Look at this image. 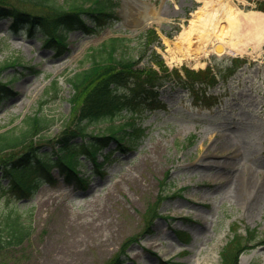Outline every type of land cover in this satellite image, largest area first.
<instances>
[{"label":"rangeland","instance_id":"1","mask_svg":"<svg viewBox=\"0 0 264 264\" xmlns=\"http://www.w3.org/2000/svg\"><path fill=\"white\" fill-rule=\"evenodd\" d=\"M112 1L118 18L94 34L69 32L61 53L45 43L40 29L22 25L15 30L12 19L0 20V68L10 62L0 81L12 90L0 103V131L21 133L26 116L47 114L52 118L48 127L30 137L40 151L54 155L52 145L74 122L67 78L90 65L91 45L115 36L127 38L118 57L142 55L134 67L141 83L155 73L159 84L151 81L148 90H159L161 104L137 117V124L145 127L137 141L131 138L123 148L114 141L104 148L115 150L102 170L89 155L80 156L85 185L67 182L54 167L56 181H43L28 200L0 191V210L15 200L26 211L34 208L31 235L21 245L1 250L0 264H109L118 253L121 264H164L169 257V264H195V255L201 253L210 257L199 264H221L231 228L236 227L243 233L257 229L258 240L241 254L239 264H264V188L254 187L262 181L255 179H264V43L235 44L225 37V18L252 12L264 22V10L257 7L258 0ZM197 16L199 21H193ZM217 16L220 41L228 47L224 51L195 45L192 52L199 53L193 58L189 47L177 45L184 31L198 41ZM187 72L197 81L193 92L178 84ZM195 72L214 74L219 83L206 93L202 87L197 90L200 77ZM53 78L59 81L56 95L47 92ZM135 82L130 78L120 93ZM125 119L117 117L116 123ZM109 124L90 125L89 131L106 130ZM243 169L254 181L237 199L238 188L231 182L246 174ZM153 203L159 206L150 221L146 213ZM158 238L167 254L161 246H147ZM170 244L174 247L168 248Z\"/></svg>","mask_w":264,"mask_h":264},{"label":"trees","instance_id":"2","mask_svg":"<svg viewBox=\"0 0 264 264\" xmlns=\"http://www.w3.org/2000/svg\"><path fill=\"white\" fill-rule=\"evenodd\" d=\"M257 3V7L264 10V0H258ZM84 14L90 18L92 24H89ZM3 18L13 19L15 30H20L22 25L30 31L40 29L45 43L61 53L67 49L70 31L80 29L85 33L94 34L111 20L118 18V15L112 0H82L81 4H60L55 0H0V20ZM150 32L151 30H148L142 36H147ZM126 39L120 36L111 37L98 46H91L88 50L91 56L90 65L67 78L72 87L69 102L74 122L65 127L52 145L54 155L47 150L40 151L35 147L33 137H30L43 132L52 121V118L40 111L24 118L26 125L21 133H11V129L0 132V155L8 153L5 157L0 156V191L11 192L18 200H28L33 197L43 181H56L52 172L56 166L67 182L85 185L84 176L78 174L80 155H89L95 165L102 169L114 152L112 149L103 151L106 146L115 141L119 148H123L128 142L137 141L142 137L145 128L137 124V117L149 108L161 106L158 102L159 90L154 87L148 90L151 81L154 86L159 82L156 83L155 73L151 72L150 77L142 78L141 83L137 69L134 68L142 57L140 53L118 57L116 53L119 46H125ZM187 74L186 78H180L178 84L193 92L197 81L190 78V73ZM195 74L200 77V87H197V90L202 87L205 93L207 87L218 82L214 74L209 77L205 73ZM132 77L137 82L130 90L121 94L120 90L125 87V82ZM58 88L59 82L54 78L47 92L56 95ZM11 92L9 85L0 81V103ZM117 117L127 119L116 123ZM104 121H110L106 130L89 131L90 125ZM40 136L46 134L41 133ZM78 136H82L81 141L75 140ZM131 138L134 140H130ZM99 154L103 156L101 162L98 159ZM4 178L9 179L7 184L3 182ZM15 201L7 209L0 210V251L21 245L32 233L31 217L34 208L26 211L17 200ZM158 206L153 203L147 210L150 221L153 216L156 217ZM253 234L254 231L249 232L251 238ZM242 240L243 236L239 234L227 244L222 253L221 264H238L240 253L246 249L251 239L247 242ZM121 254L118 253L109 264H121Z\"/></svg>","mask_w":264,"mask_h":264},{"label":"bare ground","instance_id":"3","mask_svg":"<svg viewBox=\"0 0 264 264\" xmlns=\"http://www.w3.org/2000/svg\"><path fill=\"white\" fill-rule=\"evenodd\" d=\"M206 3V1H205ZM219 12L223 11V9H219ZM201 17L197 16V19L193 20V21H199ZM227 24V29L225 30V37L229 38V41H234L236 40L237 44L238 42L246 44L247 42L251 41L255 44V46L264 43V22L261 20V18L259 16H257L255 13H237L233 18L229 17V18H225ZM220 22L219 16H217L216 18H214V21H211L212 26L205 29L203 31V33L201 34V36L199 37L198 41L193 40V34L190 31H184L179 40H177V45H181L184 44L187 47H189V54L191 55L190 57H196V54L199 53V51H194L192 52L196 47H211L214 48L216 51H224L225 48H228L227 46H225L222 41H220V37L222 36L221 33L218 32V30L216 29L218 27V24ZM144 24V23H143ZM148 24V23H147ZM207 42H209L207 44ZM198 43V44H197ZM259 51L254 52L253 54L256 55L258 54ZM244 170V169H243ZM244 172L246 174H243L241 172L240 176H236L232 179V186L234 189H236V186L238 188L239 193L236 191L235 193V198L240 199L239 194H241L242 198L244 196V191L245 189H247V185L250 184V182L253 180L251 178H249V176L247 177V170H244ZM218 174V173H217ZM239 179H241L240 182ZM262 180V181H261ZM254 181V180H253ZM256 181H261L258 184L256 183L254 185L255 187V191L256 189H260V187L262 186L264 188V179L261 178L259 180L255 179ZM248 182V183H247ZM252 184V183H251ZM251 186V185H250ZM253 191V189H251ZM160 238L150 241L148 242L147 246L151 247V246H155V248H158L161 246V248L165 249V246L163 245V242L159 241ZM174 245L170 244L168 246V248H173ZM167 248V247H166ZM166 250V254H167V249ZM201 252L199 251V254ZM204 253H201V255L199 257H197V255H195L196 257V261L195 264H199L201 260L203 259H207L208 257H210V253L203 255Z\"/></svg>","mask_w":264,"mask_h":264}]
</instances>
